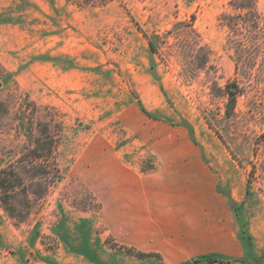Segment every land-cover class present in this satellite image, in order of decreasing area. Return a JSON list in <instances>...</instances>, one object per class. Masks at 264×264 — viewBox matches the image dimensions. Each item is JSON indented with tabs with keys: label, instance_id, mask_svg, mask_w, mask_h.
I'll list each match as a JSON object with an SVG mask.
<instances>
[{
	"label": "rangeland",
	"instance_id": "obj_1",
	"mask_svg": "<svg viewBox=\"0 0 264 264\" xmlns=\"http://www.w3.org/2000/svg\"><path fill=\"white\" fill-rule=\"evenodd\" d=\"M235 4L0 0V264H264V0Z\"/></svg>",
	"mask_w": 264,
	"mask_h": 264
},
{
	"label": "trees",
	"instance_id": "obj_2",
	"mask_svg": "<svg viewBox=\"0 0 264 264\" xmlns=\"http://www.w3.org/2000/svg\"><path fill=\"white\" fill-rule=\"evenodd\" d=\"M73 4H76L77 6L80 7H89V6H99V5H104L106 4L108 1L110 0H67ZM256 0H234V2L236 3V7H250L255 3ZM233 28L237 29L238 24L237 22H232L231 23ZM148 37V45L149 48L151 50L152 53H156L157 51V44L155 41V38H157L156 35H152V36H147ZM234 91L233 90H229V99L227 102V106L229 107L230 110H232L233 106H234ZM1 183H5V180H1ZM245 226V224H243ZM248 239H251L250 236H248ZM140 256H152V254L148 253H141L139 252ZM224 256H221L219 254H214V253H203L200 254L196 257H194L193 259H191V262H185L183 264H189V263H193V264H200V263H208V264H212V263H216V262H220L221 258H223ZM233 259V258H232ZM241 262H245L244 259H239ZM258 261V260H257Z\"/></svg>",
	"mask_w": 264,
	"mask_h": 264
},
{
	"label": "crops",
	"instance_id": "obj_3",
	"mask_svg": "<svg viewBox=\"0 0 264 264\" xmlns=\"http://www.w3.org/2000/svg\"><path fill=\"white\" fill-rule=\"evenodd\" d=\"M115 193H116V192H115ZM137 193H138V196L140 195V196H139V198H141V195H144V194H145V192H144V191H141V192H140V191H138ZM137 193H136V194H137ZM110 194L112 195V193H111V192H110ZM123 195H125V194L123 193ZM116 197H118V196H116ZM124 198H125V196H124ZM141 199H142V198H141Z\"/></svg>",
	"mask_w": 264,
	"mask_h": 264
}]
</instances>
